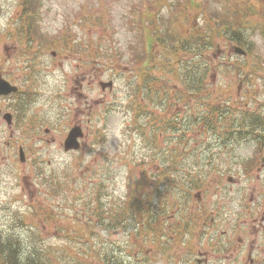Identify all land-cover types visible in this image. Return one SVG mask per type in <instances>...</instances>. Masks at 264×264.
Here are the masks:
<instances>
[{"label": "rangeland", "instance_id": "rangeland-1", "mask_svg": "<svg viewBox=\"0 0 264 264\" xmlns=\"http://www.w3.org/2000/svg\"><path fill=\"white\" fill-rule=\"evenodd\" d=\"M41 1L43 15L34 18L37 11H33L32 17L22 12L23 0H0V78L18 86L17 94L0 97L2 113L8 112L13 116L10 127L0 121V239L4 240L8 236L9 239L19 238L32 244V233L40 234L46 242L43 246L49 249L51 255L67 259L73 253L80 255L82 251L90 250L91 259L98 264H102L101 257L105 253L103 244L108 242L116 248L125 244L124 250L132 255L141 249L155 251L150 246L151 241L145 242L143 237L132 239L126 245L127 238L123 233H108L103 229L95 232V229L77 223L75 219V210L81 216L86 214L83 212L84 203L95 194L92 181L96 179L95 182L99 183V175L110 178V188L122 196L126 192L123 183L126 167L137 168L145 163L147 165L143 169L149 174L145 179L148 184L154 179L152 174L165 170L167 174L161 180L172 187L167 163L165 169L162 166L174 145L158 142L156 131L137 132L131 109L126 112L123 109L130 102L131 77L140 82L143 77L144 80L165 77L175 82L178 89L181 87L176 75L177 45L170 40L156 42L152 65L139 71L137 62L143 55L142 45L139 31H134L138 28L137 24L126 27L129 7H134L133 19L136 22L139 14L147 13V21L158 24L162 14L169 12V4H172L174 12H169V18L179 15L172 35L180 39L184 32L190 37L193 27L215 29L214 40L208 44L214 43L210 48V61L216 65L205 81L207 91L198 94L200 98L196 100L195 109L211 108L216 113L217 123L210 126L209 130L207 128L212 134H205L202 138L194 135L186 146L196 147L202 139L211 142L215 135L220 137L225 148H228L219 155L224 157L220 172H226L236 162H241L242 158L251 156L250 144L238 143L236 146V142L221 131L224 123L219 114L228 108L224 117L235 119L243 127L252 125L248 117L242 114L236 116V113L252 110L253 106L248 105L256 95L264 98V40L259 36L253 37L255 32L252 31L249 34L251 52L247 57L238 56L232 52L231 45L224 44L222 34L226 29L218 31L215 21L206 14L207 6H202L200 10H190L188 5L186 9L180 8L178 4L184 3V0ZM146 2H153V9L148 8ZM214 3L215 0L211 4L212 11ZM251 5L257 14L247 20L242 30L245 32L249 26L264 29V22L260 21L261 5L257 0H218L214 8H220V13L225 8L228 10L230 17L227 23L231 29L238 27L239 23L235 20L237 11ZM34 30L36 36H33ZM200 33L201 30L195 32L197 36ZM59 39H64V42H58ZM74 40L77 43L72 42ZM198 43L191 41L192 46ZM131 48H136L135 53H132ZM53 51L58 53L55 58L51 55ZM239 66L243 67V75H236ZM101 81H112V90L102 91L98 85ZM253 104L261 105L257 100H253ZM153 112L158 113V110ZM258 113H264V109L258 107ZM64 114H68L70 119L63 126L59 120ZM32 117L41 125L38 132L34 128L31 131L26 128ZM144 120L140 123L145 125ZM200 121L199 118L197 122ZM202 121L197 129L206 128V122ZM73 124H80L84 135L79 140L80 150L68 154L63 150V140ZM46 129L50 130L47 135L44 134ZM150 133L154 136V145L148 148L146 143ZM236 133L237 136L239 133L244 136L242 128ZM176 134L168 129L164 137L171 138ZM37 139L45 146L42 150L43 161L37 167L45 173L54 172L56 176L64 177L69 188L61 194L69 201L62 200L59 203L57 192L52 194L38 183L33 156L28 152L29 148L36 145ZM21 144L27 149L26 164L18 162L17 146ZM131 175L139 183L143 171L138 170ZM259 175V182L254 177L245 186H242V182H236V179L228 184L224 180L219 188L229 186L226 195L212 185V180L208 181L207 194L201 195L200 204L210 213L209 224L211 219H216L212 233L228 238L241 235L242 244L249 245L253 240L255 248L264 246V229L259 224V220L264 217V170L259 171ZM74 182L81 186L75 197L72 194ZM158 185H153L152 190ZM250 190L254 193L251 200ZM168 193L167 198L171 199L173 191L169 190ZM74 198L76 201L72 205ZM236 198L239 202H236ZM255 218L256 221H253ZM236 224H239L240 234H236ZM74 228L82 237L81 240L62 250L60 244L71 239V236L75 239ZM70 229L73 235L67 236L64 230ZM197 241L200 248H204L205 241L199 236ZM6 242L0 241V246L7 248ZM94 242L100 246L97 250L99 258L92 247ZM193 245H197V242L194 241ZM120 250L126 255L123 249ZM252 253L263 260L264 254ZM167 261L165 256L157 257L155 264H167Z\"/></svg>", "mask_w": 264, "mask_h": 264}, {"label": "trees", "instance_id": "trees-1", "mask_svg": "<svg viewBox=\"0 0 264 264\" xmlns=\"http://www.w3.org/2000/svg\"><path fill=\"white\" fill-rule=\"evenodd\" d=\"M224 34L227 39L234 40L237 44H245V41H248V36L238 30H230V32L226 31L225 33H223V35ZM247 44L248 43H246L245 45ZM203 49L204 45H201L192 50V53H194V61H202V58L204 57ZM208 54L206 59H209ZM194 68H196L198 72L194 70L193 77H197L200 80L196 79L195 81H192V83L187 87V92L190 94L205 93L206 88L204 86V81L202 80L203 78H205L206 72L201 68ZM238 70L240 71V68ZM220 107L221 106H219V110ZM219 115L222 117L221 122L224 123V126L221 131L227 134L228 137L234 134V131H236L237 128H240V126L243 125L242 123H236L235 119L224 117L227 115L225 114V111H220ZM193 116L195 117L193 119V122L191 123V128L193 129H196L198 126H200V124L203 123L202 120L206 122V127L208 128V130L210 126H214L217 123L216 113L214 114L211 108H208L204 111H197L193 113ZM199 118L201 119L200 123L197 122ZM226 125L228 126L225 127ZM133 154L135 156L136 152L134 151ZM104 187V183L101 181L98 186L99 191L96 195V198L100 196ZM113 231H116L114 227L108 228V233ZM166 235L169 234L167 233ZM39 240L40 234L37 235V238L32 244L30 242H27V240L19 238L17 240H8L6 242L7 248L0 246V264H62L58 257L51 255L49 249L43 246L45 245V243L40 242ZM0 241L3 243L5 242L2 239H0ZM111 247L112 246L110 244H104L103 248L105 249V253L101 257L102 264H134L133 261L138 257V253L136 255H133L132 257H124L121 255L119 248L115 247L112 250ZM62 248H65V245H62ZM141 252L145 253L146 258L140 264H151L147 258L148 251ZM64 263L67 264V262Z\"/></svg>", "mask_w": 264, "mask_h": 264}, {"label": "flooded vegetation", "instance_id": "flooded-vegetation-1", "mask_svg": "<svg viewBox=\"0 0 264 264\" xmlns=\"http://www.w3.org/2000/svg\"><path fill=\"white\" fill-rule=\"evenodd\" d=\"M262 169H264V163L261 164V167H259L257 169V171H261ZM257 177H258V175H257ZM251 193H252V196H251L250 200L252 199V197L254 195L253 190H251ZM249 201H247V202H249ZM236 202H239L238 198H236ZM253 221H256V218L253 219ZM259 221H260L259 224H260L261 228L264 229V225H262L263 221H264V217L261 218ZM238 233H240L239 224H236V234H238ZM239 238H241V237L236 236V254H237L236 264H264V256H263V260H260L258 256H256L255 258L251 257L252 252H256L258 254H264V246L255 248L254 244L252 242L253 240L249 243V245L242 244L240 242ZM263 243H264V241H263ZM244 257H247V259H248L247 263L245 262Z\"/></svg>", "mask_w": 264, "mask_h": 264}, {"label": "water", "instance_id": "water-1", "mask_svg": "<svg viewBox=\"0 0 264 264\" xmlns=\"http://www.w3.org/2000/svg\"><path fill=\"white\" fill-rule=\"evenodd\" d=\"M235 52L243 54V51L240 50L239 48H235ZM105 86H110V84L103 85ZM11 91H15V88L11 87L8 83L5 81L0 80V95H7L11 93ZM81 132L78 129H74L70 132L68 140L65 142V149H78V143L76 140L81 137Z\"/></svg>", "mask_w": 264, "mask_h": 264}]
</instances>
